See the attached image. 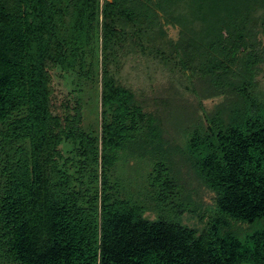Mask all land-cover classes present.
I'll return each instance as SVG.
<instances>
[{"label":"trees","instance_id":"obj_1","mask_svg":"<svg viewBox=\"0 0 264 264\" xmlns=\"http://www.w3.org/2000/svg\"><path fill=\"white\" fill-rule=\"evenodd\" d=\"M263 37L264 0H0V257L264 264Z\"/></svg>","mask_w":264,"mask_h":264},{"label":"rangeland","instance_id":"obj_2","mask_svg":"<svg viewBox=\"0 0 264 264\" xmlns=\"http://www.w3.org/2000/svg\"><path fill=\"white\" fill-rule=\"evenodd\" d=\"M109 1H111V0H109ZM166 29L168 31L169 38L172 41L177 40L178 29H176L174 27H167ZM263 42H264V37H263ZM130 67H131V65L126 69L128 76L131 75V73L134 71V70L132 71L130 69ZM137 71L142 72L139 69H137ZM134 73H135V71H134ZM142 73H143V75H145L144 71ZM50 74H51V79H52V81H51V88H52V95L51 96H52V104H53L52 110H53L54 114L61 115L63 113V105H65L67 103V101L69 100V98H71V96H69V93L71 92L73 87H72V84L69 80L70 76L67 75V73L61 71L60 68L59 69H51ZM158 80H160L161 84H159L160 82L158 81L156 88L160 87L161 85L164 86L165 84H167L166 79L161 78ZM259 80L261 82L260 85L264 90V71L260 75ZM142 83L143 84H141L140 81L139 82L137 81V83L135 85H136L137 89H139L148 98L149 94H150V89L145 86V88H147V90H145L143 88V85L145 84L144 80H142ZM219 101H220L219 99L211 100V101H205L204 106L207 110H211L219 103ZM140 185H142V183H140ZM140 187L144 191L143 187L139 186V185L136 186L135 189L138 190V188H140ZM204 200H205V203L207 204L206 206H208L209 208L213 207V205H214L213 194L206 196ZM146 215H149L152 219L156 218V214L152 213V212H148ZM181 220L184 224L194 226V227L203 228V226L205 225L204 223L200 222L197 215H194L191 213H185L182 216ZM0 264H9V263L6 262L5 257H0Z\"/></svg>","mask_w":264,"mask_h":264}]
</instances>
